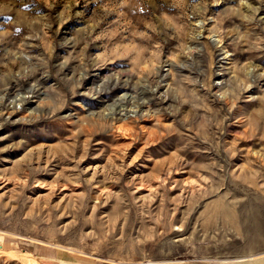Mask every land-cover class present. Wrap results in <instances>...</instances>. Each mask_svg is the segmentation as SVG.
Instances as JSON below:
<instances>
[{"label": "rangeland", "instance_id": "obj_1", "mask_svg": "<svg viewBox=\"0 0 264 264\" xmlns=\"http://www.w3.org/2000/svg\"><path fill=\"white\" fill-rule=\"evenodd\" d=\"M0 264H264V0H0Z\"/></svg>", "mask_w": 264, "mask_h": 264}, {"label": "bare ground", "instance_id": "obj_2", "mask_svg": "<svg viewBox=\"0 0 264 264\" xmlns=\"http://www.w3.org/2000/svg\"><path fill=\"white\" fill-rule=\"evenodd\" d=\"M224 215H228L229 217H231V219L233 218V213L232 212H229V211H225L223 212ZM230 219V218H229ZM261 229V228H259Z\"/></svg>", "mask_w": 264, "mask_h": 264}]
</instances>
